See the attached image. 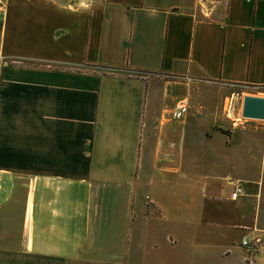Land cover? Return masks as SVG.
<instances>
[{
    "label": "crops",
    "instance_id": "1",
    "mask_svg": "<svg viewBox=\"0 0 264 264\" xmlns=\"http://www.w3.org/2000/svg\"><path fill=\"white\" fill-rule=\"evenodd\" d=\"M205 83L264 96V0H3L0 264H138L157 234L166 264H187V243L242 264L245 228H264V117L232 129L230 168L201 176L198 196H163L186 188L188 145L206 138L188 129L213 113ZM255 257L264 264V245Z\"/></svg>",
    "mask_w": 264,
    "mask_h": 264
},
{
    "label": "rangeland",
    "instance_id": "2",
    "mask_svg": "<svg viewBox=\"0 0 264 264\" xmlns=\"http://www.w3.org/2000/svg\"><path fill=\"white\" fill-rule=\"evenodd\" d=\"M201 84V83H200ZM207 87H206V86ZM205 85L201 86L203 92H207L209 90H213L211 92V100H208L205 95L202 98V105H206L207 107H212V114L210 119L202 120L203 114H197L195 116H190L188 120V129L192 128L194 130L197 129V132L199 131V126L201 125L202 128H206L204 130L205 134L203 135L206 137L205 139L202 138V143L200 144L197 142V145L193 144L191 147L188 145V150H192V154L188 155L186 165H187V172L191 173L192 175L188 174L186 178V188H180L179 190L175 187H169L165 192L167 194L163 195L165 202L168 204H174L177 202H183L184 198L182 197L183 193L187 191L188 194L185 195V198L189 201V196L193 195L198 196L196 194L197 187L200 186L199 183L202 182V177L205 174H208L210 177V172L217 169L218 171H222L223 169L230 168L231 163L230 159H233L232 157L228 156L226 153L225 148L222 146L224 143L228 141V136L231 135L232 129H236L237 131H242V126L248 122H254V123H260V120H251L246 117H243L241 115V107H242V99L244 95L249 94L248 92L252 91L253 89L249 87L248 85H232L229 87L224 88L222 84L216 83V84H209L205 83ZM212 85V86H211ZM209 89V90H208ZM179 90V89H178ZM197 90V88H196ZM220 90V91H219ZM257 90V89H256ZM188 95V93H187ZM189 98V107L193 105V101H191V97L188 95ZM230 101V111L227 112V105ZM199 105V104H198ZM211 119L212 122H211ZM211 122V123H210ZM235 127V128H234ZM207 134V135H206ZM262 135L261 132H256L253 135V139L256 142L261 143L262 141ZM209 136L210 138H208ZM241 139V136H238ZM201 139V136L198 137L199 141ZM260 140V141H259ZM256 151H259L258 153V161L257 163H253V165L260 166V152L261 148H259L258 144L253 145ZM201 151V152H200ZM255 159V158H253ZM252 159V160H253ZM262 192L264 196V161L262 162ZM243 161H241L239 158L235 160V165H242ZM216 172V171H214ZM259 175V171L257 172V176ZM202 176V177H201ZM250 182V188L254 189L256 188V185ZM257 183V182H256ZM255 183V184H256ZM218 185V182H217ZM261 187V184H260ZM171 188V190H170ZM214 194L215 191H212ZM179 195V196H176ZM217 196V195H215ZM198 198V197H197ZM203 199V198H202ZM254 200V201H253ZM254 197L248 198V209L250 211L253 210V206L255 203ZM199 201V200H198ZM202 202H209L206 200H202ZM260 215H264V201L262 200ZM222 209L227 212L231 209H236L235 206L229 203H225L222 206ZM201 227H206L207 225L210 226L209 222H206L202 224ZM192 227H188L189 232L191 231ZM194 228V227H193ZM188 232V235H189ZM192 232V231H191ZM194 234V232L192 233ZM210 234H206L208 236ZM233 235L236 236L234 233ZM156 240L159 244L158 247H156V251L153 253H150L145 258L141 257L140 263L138 264H166V261H168V245L166 242V239L164 238L163 234L156 235ZM231 240L236 241L234 236L226 237V241L229 243ZM178 248V246L173 247V249ZM182 250V249H181ZM168 252V254H167ZM213 250L211 248H201L197 247L194 244L187 243L186 245V256H187V264H213ZM183 255V250H182Z\"/></svg>",
    "mask_w": 264,
    "mask_h": 264
},
{
    "label": "built area",
    "instance_id": "3",
    "mask_svg": "<svg viewBox=\"0 0 264 264\" xmlns=\"http://www.w3.org/2000/svg\"><path fill=\"white\" fill-rule=\"evenodd\" d=\"M3 5V0H0V7ZM186 98H181L175 104L171 115L173 118H180L187 110ZM227 112L230 111V101L227 105ZM244 187L240 180H237L233 184V188L230 191L228 198L235 200L239 196L244 195ZM240 245L243 249L242 264H257L256 252L258 247L264 245V228L258 226H252L245 228V233L240 238Z\"/></svg>",
    "mask_w": 264,
    "mask_h": 264
},
{
    "label": "water",
    "instance_id": "4",
    "mask_svg": "<svg viewBox=\"0 0 264 264\" xmlns=\"http://www.w3.org/2000/svg\"><path fill=\"white\" fill-rule=\"evenodd\" d=\"M241 115L261 119L264 117V96L247 94L243 96Z\"/></svg>",
    "mask_w": 264,
    "mask_h": 264
},
{
    "label": "trees",
    "instance_id": "5",
    "mask_svg": "<svg viewBox=\"0 0 264 264\" xmlns=\"http://www.w3.org/2000/svg\"><path fill=\"white\" fill-rule=\"evenodd\" d=\"M130 70H135V69H131V68H129Z\"/></svg>",
    "mask_w": 264,
    "mask_h": 264
}]
</instances>
